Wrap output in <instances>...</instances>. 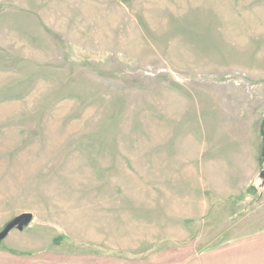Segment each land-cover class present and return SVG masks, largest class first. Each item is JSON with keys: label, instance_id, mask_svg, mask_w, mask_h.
<instances>
[{"label": "rangeland", "instance_id": "374dc122", "mask_svg": "<svg viewBox=\"0 0 264 264\" xmlns=\"http://www.w3.org/2000/svg\"><path fill=\"white\" fill-rule=\"evenodd\" d=\"M264 0H0V264H184L264 235Z\"/></svg>", "mask_w": 264, "mask_h": 264}, {"label": "crops", "instance_id": "0c3cea01", "mask_svg": "<svg viewBox=\"0 0 264 264\" xmlns=\"http://www.w3.org/2000/svg\"><path fill=\"white\" fill-rule=\"evenodd\" d=\"M184 264H264V235L245 240L240 247L215 250L199 262L194 256L192 262Z\"/></svg>", "mask_w": 264, "mask_h": 264}, {"label": "water", "instance_id": "95a60500", "mask_svg": "<svg viewBox=\"0 0 264 264\" xmlns=\"http://www.w3.org/2000/svg\"><path fill=\"white\" fill-rule=\"evenodd\" d=\"M261 177L264 179V172L261 174ZM33 216L31 214H23L16 218L11 224H9L3 232L0 233V242L5 240L9 234L15 230H23L26 225L32 220Z\"/></svg>", "mask_w": 264, "mask_h": 264}]
</instances>
